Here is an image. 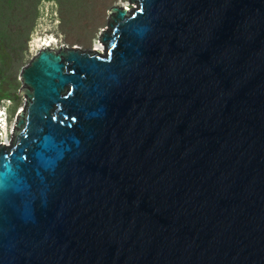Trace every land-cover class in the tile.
I'll list each match as a JSON object with an SVG mask.
<instances>
[{"label":"water","instance_id":"1","mask_svg":"<svg viewBox=\"0 0 264 264\" xmlns=\"http://www.w3.org/2000/svg\"><path fill=\"white\" fill-rule=\"evenodd\" d=\"M127 5L21 69L0 264H264V0Z\"/></svg>","mask_w":264,"mask_h":264},{"label":"rangeland","instance_id":"2","mask_svg":"<svg viewBox=\"0 0 264 264\" xmlns=\"http://www.w3.org/2000/svg\"><path fill=\"white\" fill-rule=\"evenodd\" d=\"M114 5L127 6V0H0V107L11 126L25 105L20 72L39 52L31 51L34 39L52 36L55 50H95ZM9 136L10 143L11 129Z\"/></svg>","mask_w":264,"mask_h":264},{"label":"bare ground","instance_id":"3","mask_svg":"<svg viewBox=\"0 0 264 264\" xmlns=\"http://www.w3.org/2000/svg\"><path fill=\"white\" fill-rule=\"evenodd\" d=\"M121 6H123V5H121ZM55 44H57V40H55L52 36H42V37L38 36L34 39L33 44L31 45V51L34 53V52L40 51L41 49H43L45 47L54 48ZM100 48H101V46L97 45L96 48H94V49L96 50V49H100ZM22 109L23 108L20 107L18 112H20ZM7 115L8 114H7L6 110H3V112L0 113V137H2V140H3L2 143L9 145L10 129L13 132L14 125L11 126L9 124Z\"/></svg>","mask_w":264,"mask_h":264},{"label":"clouds","instance_id":"4","mask_svg":"<svg viewBox=\"0 0 264 264\" xmlns=\"http://www.w3.org/2000/svg\"><path fill=\"white\" fill-rule=\"evenodd\" d=\"M3 110H6V108L1 109V107H0V113H2ZM4 112H5V111H4ZM6 112H7V110H6Z\"/></svg>","mask_w":264,"mask_h":264}]
</instances>
